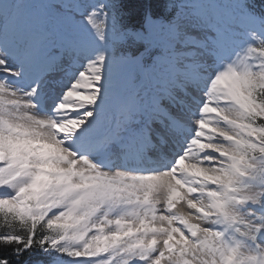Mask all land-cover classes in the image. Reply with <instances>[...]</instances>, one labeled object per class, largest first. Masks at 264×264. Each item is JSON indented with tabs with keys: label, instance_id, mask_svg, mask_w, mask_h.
<instances>
[{
	"label": "snow or ice",
	"instance_id": "1",
	"mask_svg": "<svg viewBox=\"0 0 264 264\" xmlns=\"http://www.w3.org/2000/svg\"><path fill=\"white\" fill-rule=\"evenodd\" d=\"M172 9L0 0V264H264V15Z\"/></svg>",
	"mask_w": 264,
	"mask_h": 264
},
{
	"label": "trees",
	"instance_id": "2",
	"mask_svg": "<svg viewBox=\"0 0 264 264\" xmlns=\"http://www.w3.org/2000/svg\"><path fill=\"white\" fill-rule=\"evenodd\" d=\"M116 10L118 25L124 31H133L143 26L146 15L154 18L170 19L175 10L170 6V0H113ZM246 4L256 14L264 15V0H246ZM140 45L134 44L128 39L121 46L119 51L137 55ZM26 264L38 262H49V257L42 252H37L30 257H25Z\"/></svg>",
	"mask_w": 264,
	"mask_h": 264
},
{
	"label": "rangeland",
	"instance_id": "3",
	"mask_svg": "<svg viewBox=\"0 0 264 264\" xmlns=\"http://www.w3.org/2000/svg\"><path fill=\"white\" fill-rule=\"evenodd\" d=\"M160 23H163V22H160ZM159 23L157 22H151L150 20L147 21V24L145 25V28L146 30H152L156 25H158Z\"/></svg>",
	"mask_w": 264,
	"mask_h": 264
},
{
	"label": "bare ground",
	"instance_id": "4",
	"mask_svg": "<svg viewBox=\"0 0 264 264\" xmlns=\"http://www.w3.org/2000/svg\"><path fill=\"white\" fill-rule=\"evenodd\" d=\"M147 24V23H146Z\"/></svg>",
	"mask_w": 264,
	"mask_h": 264
}]
</instances>
